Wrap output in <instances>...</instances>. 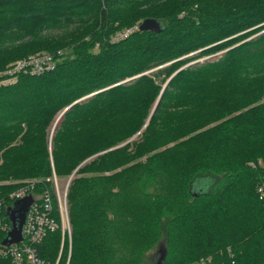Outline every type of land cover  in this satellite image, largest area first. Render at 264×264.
<instances>
[{"label":"trees","instance_id":"trees-1","mask_svg":"<svg viewBox=\"0 0 264 264\" xmlns=\"http://www.w3.org/2000/svg\"><path fill=\"white\" fill-rule=\"evenodd\" d=\"M37 53L49 69L11 73ZM52 172L72 174L56 264H141L156 241L160 264H264V0H0L1 198L53 195Z\"/></svg>","mask_w":264,"mask_h":264},{"label":"built area","instance_id":"built-area-1","mask_svg":"<svg viewBox=\"0 0 264 264\" xmlns=\"http://www.w3.org/2000/svg\"><path fill=\"white\" fill-rule=\"evenodd\" d=\"M130 30L127 29L116 37L125 36ZM52 62L48 54H35L27 59L17 60L11 69V73L18 70L29 72H40L51 67ZM28 67V68H27ZM54 179V178H53ZM258 198H264V189L259 186ZM27 195L23 188L12 191L8 197L0 198V264H49L40 257L39 249L45 235L56 229L60 231V246L54 264L60 255L63 237L70 241V227L67 216L65 202V189L63 194H58L57 190L53 195L48 193L40 197L32 196V202L25 211L23 225L21 228L22 239L10 243L2 244V239L10 229V222L6 215V207L13 201ZM207 261L201 259L197 264H205Z\"/></svg>","mask_w":264,"mask_h":264},{"label":"water","instance_id":"water-1","mask_svg":"<svg viewBox=\"0 0 264 264\" xmlns=\"http://www.w3.org/2000/svg\"><path fill=\"white\" fill-rule=\"evenodd\" d=\"M137 28L140 31L149 30L153 32H158L161 30L160 22L153 18H144L143 20L140 21ZM159 98L160 96H158L156 102L151 108V111L148 114L147 119L152 114ZM66 108H64L54 120L52 129H51L50 139H49L50 144H51V140L54 135V132L56 128L58 127V124L60 120L62 119L63 113L65 112ZM127 141L128 140L120 143L118 146L123 145ZM82 162L80 164H82ZM206 185L207 184H206L205 178H200L197 181L191 182V186H190L191 193L193 195H196L197 193L204 191L206 188ZM31 202H32L31 195H24L21 198L13 201L9 206L6 207V215L10 222V229L8 230L5 237L2 239V242H1L2 244L8 245L10 243L17 242L22 239L21 228L23 225V218H24L25 211ZM158 248H159L158 249L159 257L157 258L156 264H160L165 255V249H164L163 244L159 243Z\"/></svg>","mask_w":264,"mask_h":264},{"label":"rangeland","instance_id":"rangeland-1","mask_svg":"<svg viewBox=\"0 0 264 264\" xmlns=\"http://www.w3.org/2000/svg\"><path fill=\"white\" fill-rule=\"evenodd\" d=\"M7 9V7H5ZM38 54V53H37ZM35 55V54H34ZM33 56V55H31ZM16 62V61H14ZM15 64V63H14ZM14 64L12 65V68L14 66ZM11 67V65H10ZM60 113V111L54 116L53 120H52V123L49 127V130H48V135H47V145H48V149L50 150L51 148V145H50V134H51V129H52V126H53V123H54V120L55 118L57 117V115ZM135 136V134L133 136H131L129 139L133 138ZM72 175V174H71ZM71 175L68 176V178L66 180H64V182H60L59 179L56 178V176L54 175V173L52 172V177L54 178L53 179V182H52V186L48 187V188H45L44 190H47L49 191L51 194H54L55 191L57 190L58 194L62 195L63 194V191L65 189V192H67V189H68V184H69V181H70V178H71ZM25 183H17L16 186L18 187H14L13 189L11 190H7L5 191L6 193H9L11 191H13L14 189H21L20 186L24 185ZM9 191V192H8ZM5 193L4 192H1L0 193V198L1 197H4ZM41 194H38V196L36 197H40ZM70 227V226H69ZM61 240V238H60ZM157 242V241H156ZM153 242L152 245L150 247L147 246V249H145L143 251V253H141V264H156V261H157V258L159 257V242ZM69 244L70 242L68 241V238H67V249L69 248ZM60 246V245H59ZM58 251V250H57ZM201 260V258L198 260V261H195L194 264H197L199 261ZM206 261V260H205ZM193 264V263H192Z\"/></svg>","mask_w":264,"mask_h":264}]
</instances>
